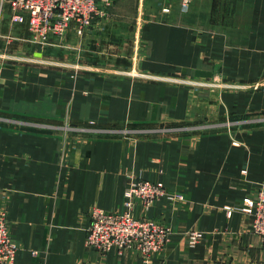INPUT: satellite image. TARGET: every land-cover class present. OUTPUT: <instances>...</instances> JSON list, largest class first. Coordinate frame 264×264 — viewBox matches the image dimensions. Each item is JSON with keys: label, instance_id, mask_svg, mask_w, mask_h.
<instances>
[{"label": "crops", "instance_id": "crops-1", "mask_svg": "<svg viewBox=\"0 0 264 264\" xmlns=\"http://www.w3.org/2000/svg\"><path fill=\"white\" fill-rule=\"evenodd\" d=\"M151 1L133 14L137 61L111 72L49 65L46 45L0 0V207L12 264H264V237L240 209L264 187V0ZM139 179L166 192L148 207L134 198L131 211L169 225V242L147 258L87 246L90 209L123 210ZM191 230L202 232L193 246Z\"/></svg>", "mask_w": 264, "mask_h": 264}, {"label": "built area", "instance_id": "built-area-1", "mask_svg": "<svg viewBox=\"0 0 264 264\" xmlns=\"http://www.w3.org/2000/svg\"><path fill=\"white\" fill-rule=\"evenodd\" d=\"M110 2L111 0H10L11 19L14 22H25L34 38L43 41L48 32L62 34L72 21L80 32L91 25L93 18L104 15ZM180 82L190 81L181 79ZM165 192L160 181H130L124 195L125 209H90L86 245L101 251L111 247H116L119 251L131 248L143 258L160 250L170 240V227L155 219L133 215L131 207L134 198H140L148 207ZM240 209L253 215V231L264 237V187L258 190L255 197L245 198ZM201 234L200 230L189 231L188 243L193 246ZM16 251L17 245L9 232L6 210L0 207V264H12Z\"/></svg>", "mask_w": 264, "mask_h": 264}, {"label": "rangeland", "instance_id": "rangeland-1", "mask_svg": "<svg viewBox=\"0 0 264 264\" xmlns=\"http://www.w3.org/2000/svg\"><path fill=\"white\" fill-rule=\"evenodd\" d=\"M189 2L190 0H181L180 6L187 8ZM151 5V0H111L106 13L93 18L91 25L80 32L77 31L76 23L72 21L62 34L48 32L43 41L35 39L33 32L30 31L31 40L38 46L46 45V50H43L46 58L44 57L43 60L53 67H64L69 70L94 68L124 72L137 61L134 50L135 31L139 18L133 14ZM164 7L163 10L168 11V8ZM104 20L109 21L108 31L97 34L98 26ZM70 28L73 33L66 39V33ZM33 58L39 59V56ZM201 81L205 86L213 82V80ZM258 85V82H255L253 88ZM225 124L229 122L226 121ZM249 214L253 218V215Z\"/></svg>", "mask_w": 264, "mask_h": 264}]
</instances>
